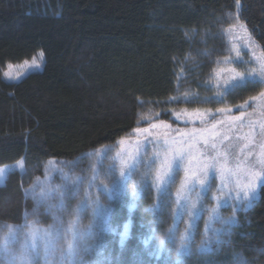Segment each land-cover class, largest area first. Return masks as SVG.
<instances>
[{"label": "trees", "instance_id": "obj_1", "mask_svg": "<svg viewBox=\"0 0 264 264\" xmlns=\"http://www.w3.org/2000/svg\"><path fill=\"white\" fill-rule=\"evenodd\" d=\"M239 5L237 0H0V167L25 160V172L14 170L0 186V247L18 235L17 250L27 237L21 235L27 223L68 229L72 203L81 197L79 185L72 184L67 197L49 199L33 188L36 179L47 176L49 161L84 160L135 129L160 121L177 129L178 112L238 108L264 91L257 79L230 92L215 85L224 60L234 57L232 68L244 74L254 63L249 52L242 53L247 63L235 58L228 36L234 21L264 54V0H239ZM41 52V71L19 82L4 80L9 64L31 61ZM148 110L158 115L142 121ZM133 192L139 194L133 197ZM155 203L153 190L128 181L107 203L109 230L85 238L77 255L53 262L264 264V189L247 209L223 215L234 222L220 220L225 229L211 244L202 245L199 223L195 243L183 255L171 243L159 252L176 204L165 206L166 223H157L160 212L150 210ZM92 216L83 211L77 226L87 228ZM126 224L129 233L121 246ZM153 229L155 237L145 247ZM66 238L57 237V246L66 249ZM101 243L102 250L96 247ZM0 264H7L1 254Z\"/></svg>", "mask_w": 264, "mask_h": 264}, {"label": "rangeland", "instance_id": "obj_2", "mask_svg": "<svg viewBox=\"0 0 264 264\" xmlns=\"http://www.w3.org/2000/svg\"><path fill=\"white\" fill-rule=\"evenodd\" d=\"M230 44L235 58H242V53L249 52L250 58L254 62L252 65L249 63V68L254 72H259L262 64H264V54L258 45L251 39L247 30L241 23L233 22L228 32ZM38 53L35 58L40 59ZM234 57H231L223 61V66L219 68L215 75V82L217 89L221 91L228 90L226 80L230 74L232 68L230 62ZM32 61V59H31ZM29 64L20 63L19 65H13L11 69V76H5V72H9V65L4 71V80L8 83L19 82L22 78L26 77L32 72L41 71L44 65L45 59L40 68H35ZM235 72H238L235 70ZM244 74V73H242ZM248 74V73H247ZM248 80L257 79L252 75H248ZM255 98V99H254ZM242 104L240 107L209 109V110H184L175 114L176 120L179 122L177 129L172 128L168 123L156 122L144 128L135 129L129 137L124 138L117 143L116 146L109 148H102L99 151L92 152L87 155L84 160L76 162H54L49 161L47 163L48 174L42 179H36L33 188L40 194L41 198L49 199L56 195L57 198L62 196V193L66 196L68 189L72 184L79 185V192L81 197L77 202L72 203L74 207L80 204L84 200V192L90 191L95 198L97 193V186L101 183L111 186L112 179L106 175L110 168L115 169L116 175L120 170V160L127 159L130 155L134 157L143 158V163L138 166L140 173L148 172V161L154 157L156 152L161 154L165 148H179L183 149L186 155L194 157L193 167H198L200 164L207 163L211 165V175L214 177L211 181L212 190L208 194V197L204 198L202 205L205 208L218 207L219 216L225 220H231L233 217H223L225 213H235L239 209H247L249 202L245 201L243 205H239L238 201L229 196V191H235L236 180L239 178L243 180V172L246 169H251L257 173L264 174L261 171L264 167V98L259 96L254 97ZM239 109V114H234ZM221 118L214 119L213 116L221 115ZM158 114L153 111H143L142 121H148L154 118ZM191 124L192 126H188ZM202 125V126H199ZM188 126V127H186ZM196 126H199L197 128ZM146 153V154H145ZM85 161V162H84ZM86 163L84 167L81 165ZM260 166L252 167L253 164ZM80 168L76 171L75 167ZM3 171L0 172V186L5 182L6 177L14 170L25 172V160L4 165L0 167ZM184 176V171L181 170L177 178L176 184L172 187V193L177 191L180 186V180ZM96 177L93 181L92 178ZM139 180V175L135 176ZM134 177V178H135ZM151 180L150 176H146L145 182ZM258 188V185H257ZM259 190V189H258ZM200 189L197 188L195 193H192L195 198L196 193H199ZM64 196V197H65ZM116 196V195H115ZM113 196V198L115 197ZM67 197V196H66ZM66 197L62 203L65 202ZM216 197H219V206L217 204ZM100 203L107 207V203L110 201L106 195L99 196ZM112 200V199H111ZM256 199L251 200V204ZM92 215V207H88L86 210ZM80 213V215L83 213ZM80 215L79 218L80 219ZM208 211L203 213V219L199 223H203V229L205 232L206 225L209 222ZM93 218V216H92ZM188 217L183 218V224L187 222ZM220 222V221H219ZM219 222L211 225L213 229L221 230L220 234L224 231V225H220ZM34 223H27L29 227L21 232V235L27 236L24 241L17 247V250L13 246L18 242L19 234L18 229L14 230V241L11 242L8 247L14 252L21 251L25 246L32 260V264H57L53 260H62L59 249L57 246V236L51 229L37 228ZM48 230V234L46 231ZM184 230V228H183ZM17 232V233H16ZM203 232V234H204ZM24 233V234H22ZM219 234V235H220ZM217 235L214 231L208 232V242L204 245L211 244L215 241ZM56 236V237H55ZM204 239V235H203ZM3 244H1V247ZM66 246V244H64ZM207 248V246L205 247ZM56 251L58 252L56 253ZM67 249H65V252ZM189 251L185 252L188 253ZM0 254L3 256L2 251ZM4 257V256H3ZM5 258V257H4ZM49 258L51 260H49Z\"/></svg>", "mask_w": 264, "mask_h": 264}, {"label": "snow or ice", "instance_id": "obj_3", "mask_svg": "<svg viewBox=\"0 0 264 264\" xmlns=\"http://www.w3.org/2000/svg\"><path fill=\"white\" fill-rule=\"evenodd\" d=\"M239 0H237V8L239 9ZM40 59L33 57L31 65L35 68H40L44 53L39 54ZM240 63H247L238 58ZM25 65L29 64L28 61L24 62ZM9 72H5V76H11V69L13 65H9ZM248 75L258 77V83L264 85V64H262L259 72H254L252 69H248V74H242L231 70L230 74L226 80V85L229 92L236 87H241L246 85L248 81ZM260 98H264V91L260 92ZM255 99V98H254ZM146 154V153H145ZM194 157H190L184 153L183 149L179 148H165L164 152H156L154 157L148 161V172L140 173L138 166L143 163V158L134 157L130 155L127 159L120 160V170L118 175H116L115 169L110 168L107 176L112 179L111 186L101 183L97 186V193L95 198L90 191L84 192V200L78 204L74 209H72L71 216L72 219L68 222L69 227L65 230L63 227L54 229L55 235L61 239H65L66 249L64 247L59 249L61 254V259L65 255L74 256L77 255L82 246V241L85 238H91L93 236H99L100 234L109 230V216L112 211L111 208L105 207L100 203L99 196L106 195L109 200L113 196L123 192L127 187L128 181H133L137 187L141 185L146 186L155 193V199L157 203L153 204L150 208L153 212H160V217L157 219V223H166L163 220V208L168 204L174 202L176 204V210L170 211L171 225L167 228V238L166 240H160L158 243V250L162 252L166 248V243H171L174 246L178 244V255H183L185 252L190 251V246L195 243V237L198 234L199 221L203 219V213L208 211L209 222L206 225L204 232V239L202 240V245L208 242V232L214 231L217 235L220 234L221 230L211 228V225L219 222L223 218L219 216L218 207L205 208L202 205L204 198L208 197V194L212 190V179L214 178L211 175L210 169L211 165L204 163L200 164L198 167H193ZM260 166L258 164H253L252 167ZM184 171V176L180 180V186L177 188L175 196L171 191L172 187L176 184L177 178L180 171ZM3 170L0 169V172ZM264 172V167L261 169ZM139 175V180H134V177ZM243 180L239 178L236 180L235 191H229V196L238 201L239 205H243L245 201L249 202V207L251 206L252 199H259V190L264 189V174L257 173L251 169H246L243 172ZM146 176H150L151 180L145 185ZM96 177H93L94 181ZM258 185V188H257ZM199 188L200 192L196 193L195 198H193L192 193L196 192V189ZM139 193L133 192V197H136ZM64 195V193H62ZM219 206V197L215 198ZM88 207H92V215L95 218L94 223L89 225L87 228H79L78 218L80 213L83 210H86ZM133 207L135 205L133 204ZM187 216V222L183 231L179 229V223L183 222V218ZM234 221L225 220L224 223L231 224ZM129 224L124 226V231L121 234V246H123L124 241L128 237L129 233ZM48 234V230H45ZM155 229H153V236L148 240H145L143 243L145 247L148 246L149 241L155 237ZM98 249L103 248V244H98L96 246ZM87 248H84V251H87ZM207 249L201 248V251ZM3 256L5 257L7 264H32V260L27 251V247L21 249V251L14 252L11 248L8 247L7 242L0 247ZM83 264V262H81ZM94 264H103V261H95Z\"/></svg>", "mask_w": 264, "mask_h": 264}]
</instances>
